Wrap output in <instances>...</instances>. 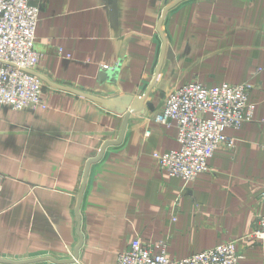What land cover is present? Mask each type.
<instances>
[{
  "label": "crops",
  "instance_id": "obj_1",
  "mask_svg": "<svg viewBox=\"0 0 264 264\" xmlns=\"http://www.w3.org/2000/svg\"><path fill=\"white\" fill-rule=\"evenodd\" d=\"M28 1L47 108L0 106V260L117 264L139 240L182 261L233 241L264 264L246 238L264 215V0ZM196 82L251 83L255 113L186 183L154 158L180 149L154 118Z\"/></svg>",
  "mask_w": 264,
  "mask_h": 264
},
{
  "label": "built area",
  "instance_id": "obj_2",
  "mask_svg": "<svg viewBox=\"0 0 264 264\" xmlns=\"http://www.w3.org/2000/svg\"><path fill=\"white\" fill-rule=\"evenodd\" d=\"M39 19L40 8L28 0H0V106L15 111L47 108L44 85L36 75L44 56L35 48ZM252 89L251 83L208 87L196 82L170 92L164 109L154 120L177 129L180 149L154 155L161 170L186 183L208 172L209 161L218 149L235 147V140L225 134L226 130H239L252 121ZM246 238L252 246L264 244V215L256 217ZM241 260L233 241L172 261L167 242L149 246L136 240L119 255L117 264H240Z\"/></svg>",
  "mask_w": 264,
  "mask_h": 264
},
{
  "label": "water",
  "instance_id": "obj_3",
  "mask_svg": "<svg viewBox=\"0 0 264 264\" xmlns=\"http://www.w3.org/2000/svg\"><path fill=\"white\" fill-rule=\"evenodd\" d=\"M155 81H156V78L154 79L153 84L155 83ZM66 90H68V89H66ZM70 91H71L72 93H75V94L79 95V96H82V97H85V98H87V99H89V100H92V101H94V102H97V103L103 105V106L106 107V108H118V109H122V110H125V111H130V112L136 111L135 108H130V107H128V106H126V105H124V104L118 102V101L104 100V99H100V98H97V97H92V96H90V95H87V94H84V93H80V92H77V91H73V90H70ZM110 144H111V143H110ZM110 144H109V145H110ZM107 146H108V145H106V146L103 148L102 153L104 152V150H105V148H106ZM102 153H101V154H102ZM90 164H91V163H89V166H90ZM81 194H82V193H81ZM81 197H82V196H80V200H81ZM0 263H2V264H24V263H15V262H10V261H3V260H0Z\"/></svg>",
  "mask_w": 264,
  "mask_h": 264
}]
</instances>
